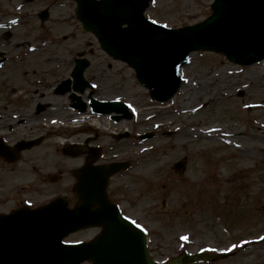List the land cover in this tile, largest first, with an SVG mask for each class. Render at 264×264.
<instances>
[{
  "label": "rangeland",
  "instance_id": "1",
  "mask_svg": "<svg viewBox=\"0 0 264 264\" xmlns=\"http://www.w3.org/2000/svg\"><path fill=\"white\" fill-rule=\"evenodd\" d=\"M211 1L178 2L182 11L189 8L188 15L179 16L186 21L166 24L178 27L202 20L210 13ZM10 3V0H0V16L10 15ZM5 16L0 19V26L7 25V30L13 34L10 44L6 45V48L11 47L7 55L13 59V67L9 68L8 63L0 71V127L18 135L40 127H44L40 133H49L40 147L24 154L19 164L9 167L0 162V212L19 206L34 207L57 194L72 197L70 186L74 180L66 178L63 183L70 186L64 189V184L48 177L54 171L52 160L60 157L68 161L59 151L61 145L98 134L100 144L117 146L114 145L113 158L133 162L128 172L110 181L111 190L128 197L123 205L127 210L133 209L127 211L133 216L137 215L136 211L152 219L149 213L157 216L164 209L180 212L184 201L179 189L182 185L174 182L178 175L188 183L197 184L199 179H204L207 184L202 190H196L199 187L193 185V192L201 191L204 200L195 195V201L184 209L183 215L193 212V230L178 229L177 223L173 229L163 230V241L171 243L177 239L181 243L156 246V238L150 236L155 229L147 231L152 256L162 259L183 252H215L225 247L230 251L239 249L242 244L239 256L226 264H237L236 261L264 264V61L250 67H235L220 55L193 53L190 65L180 70L183 82L179 91L168 104L158 106L138 84L133 71L99 52L93 37L82 31L78 23L35 21L11 26ZM1 33L0 28V36ZM89 49L95 52L87 56L91 65L85 78L94 85L96 98L128 103L134 112L131 122L114 124L106 117H72L66 97L48 94L57 82L69 76L75 53L85 51L87 54ZM34 88L38 95H46L44 102H50L59 111L26 125L21 119L27 117L23 113L27 110L22 107L27 97L17 99L16 95L19 90L27 92ZM21 123L25 126L19 125ZM124 130L132 133L131 138L149 132L154 136L142 143L136 139L117 141L112 138L113 133ZM203 133L208 137L197 135ZM219 133L233 139L228 143L213 139ZM179 159L186 160L182 174L172 169V164ZM32 170L40 174L38 179ZM145 181L156 183L149 195L142 193L146 186L152 187ZM224 204L228 205L227 210H222ZM211 219L228 227L232 233L242 227L244 233L238 237L237 233L225 236L222 227H217ZM150 226L155 227V224ZM89 236L90 233L85 232L68 240ZM251 239L261 240L252 242Z\"/></svg>",
  "mask_w": 264,
  "mask_h": 264
},
{
  "label": "water",
  "instance_id": "2",
  "mask_svg": "<svg viewBox=\"0 0 264 264\" xmlns=\"http://www.w3.org/2000/svg\"><path fill=\"white\" fill-rule=\"evenodd\" d=\"M148 1L139 6L118 0H81L76 17L84 30L94 34L102 50L135 70L153 99L166 102L176 93L181 84L179 69L188 63L192 52H216L236 65L264 59V0H214L206 20L173 30L142 16ZM75 63L72 90L81 94L92 87L83 79L88 63ZM69 85V80L62 82L56 92L64 94ZM71 100H77L72 108L85 111L79 97L72 94ZM89 100L92 113H114L111 118L115 122L132 118L124 103L98 102L91 95ZM122 168L121 164L83 168L75 189L80 201L73 210H67L66 201L58 198L38 210L23 209L0 217V264H78L85 259H93V264H187L199 258L223 257L181 255L164 263L152 262L144 234L122 219L105 196L107 179ZM91 207L96 210L86 212ZM91 225L103 226V234L92 243L62 244L67 234Z\"/></svg>",
  "mask_w": 264,
  "mask_h": 264
},
{
  "label": "flooded vegetation",
  "instance_id": "3",
  "mask_svg": "<svg viewBox=\"0 0 264 264\" xmlns=\"http://www.w3.org/2000/svg\"><path fill=\"white\" fill-rule=\"evenodd\" d=\"M11 1V13L9 16H5L2 14L0 16V19L2 17H7L8 19H12L13 21L17 23H25L30 24L37 22H42V18H46L43 22H68V21H74L73 12L75 9V2L74 0H10ZM186 0H153V2L149 5L146 15H149L151 20L156 22H162V23H176V22H184L182 17H179L180 14L188 15L190 12H188V9L184 12L180 9V5L178 2H183ZM189 1V0H187ZM156 4V6H155ZM12 38V36L9 37L7 41L3 40L0 45H4L6 47V44L9 42V40ZM10 44V43H9ZM4 52V57L6 58L4 64L2 65L3 68H6L5 64L7 60L9 59V56L6 54V51ZM13 67V64L10 63V67ZM31 94V92H33ZM33 91H27L25 93L26 100L23 101L22 106L25 110L28 112L31 111L33 115L39 116L36 111L42 108V114L46 113L44 115H47L50 109L49 102H45L46 104L40 105L38 102H42L45 99V94H37V90L34 89ZM52 94L55 96L53 88L51 91L48 92V94ZM32 95V96H30ZM49 96V95H48ZM32 97L31 101L28 102L27 99H30ZM32 134L39 131H28ZM0 134H3V140L8 143L11 138L9 137L10 133L7 131H0ZM99 135L95 134L91 138H87L85 142H89L87 144V148H84L80 151L78 154V157L73 159L74 162L73 165L75 167L82 166L89 158L96 155L94 152V149H89L88 147H100L98 151V163H109L116 161L114 159H111V153L109 151V148H103L101 145L98 144L99 142ZM83 140L80 142H75L76 144H81ZM91 143V144H90ZM98 150V149H97ZM63 163V164H62ZM65 160H60V162H54L53 161V167L54 172L59 171L57 177H59V180H64V175H66V167L64 165ZM184 190L187 189V187H183ZM183 193L188 194V191H184ZM111 198V197H110ZM94 232H92L91 237L93 238L96 235L99 234L100 230L98 228L93 229Z\"/></svg>",
  "mask_w": 264,
  "mask_h": 264
},
{
  "label": "bare ground",
  "instance_id": "4",
  "mask_svg": "<svg viewBox=\"0 0 264 264\" xmlns=\"http://www.w3.org/2000/svg\"><path fill=\"white\" fill-rule=\"evenodd\" d=\"M221 134L219 133V134L215 135L214 136L215 138H213V139L219 140V141L224 142V143H228V142H230V140L233 139V137L232 136H229L228 134H226V135H223V134L221 135ZM197 135L199 137H202V138H204L203 136H207L208 137V135L206 133L197 134ZM149 167H152V166H146V168H149ZM146 174H148V173H146Z\"/></svg>",
  "mask_w": 264,
  "mask_h": 264
},
{
  "label": "snow or ice",
  "instance_id": "5",
  "mask_svg": "<svg viewBox=\"0 0 264 264\" xmlns=\"http://www.w3.org/2000/svg\"><path fill=\"white\" fill-rule=\"evenodd\" d=\"M181 239H186L185 237H181Z\"/></svg>",
  "mask_w": 264,
  "mask_h": 264
}]
</instances>
